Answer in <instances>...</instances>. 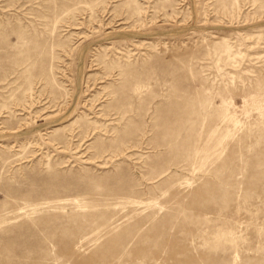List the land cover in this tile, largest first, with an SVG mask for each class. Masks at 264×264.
Masks as SVG:
<instances>
[{
  "label": "rangeland",
  "instance_id": "374dc122",
  "mask_svg": "<svg viewBox=\"0 0 264 264\" xmlns=\"http://www.w3.org/2000/svg\"><path fill=\"white\" fill-rule=\"evenodd\" d=\"M0 264H264V0H0Z\"/></svg>",
  "mask_w": 264,
  "mask_h": 264
}]
</instances>
